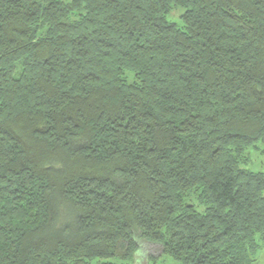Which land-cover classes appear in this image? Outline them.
I'll return each instance as SVG.
<instances>
[{
  "label": "trees",
  "instance_id": "obj_1",
  "mask_svg": "<svg viewBox=\"0 0 264 264\" xmlns=\"http://www.w3.org/2000/svg\"><path fill=\"white\" fill-rule=\"evenodd\" d=\"M141 242L264 247V0H0V264Z\"/></svg>",
  "mask_w": 264,
  "mask_h": 264
},
{
  "label": "rangeland",
  "instance_id": "obj_2",
  "mask_svg": "<svg viewBox=\"0 0 264 264\" xmlns=\"http://www.w3.org/2000/svg\"><path fill=\"white\" fill-rule=\"evenodd\" d=\"M258 162L261 163L259 159ZM186 200L188 202L191 201L192 203H196L195 197L193 195L189 196V198ZM159 250L160 246L158 244L141 242L140 248L136 255V264H179L176 259H173L168 255L162 253L156 254L159 252ZM149 254H153L151 259L148 258L150 257L148 256ZM257 254V260L255 264H264V247L261 248Z\"/></svg>",
  "mask_w": 264,
  "mask_h": 264
}]
</instances>
